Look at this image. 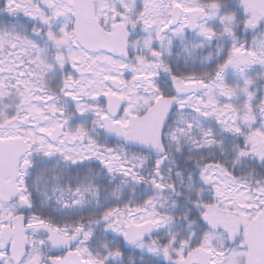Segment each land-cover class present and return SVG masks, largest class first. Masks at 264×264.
I'll return each instance as SVG.
<instances>
[{"label": "snow or ice", "instance_id": "snow-or-ice-1", "mask_svg": "<svg viewBox=\"0 0 264 264\" xmlns=\"http://www.w3.org/2000/svg\"><path fill=\"white\" fill-rule=\"evenodd\" d=\"M0 264H264V0H0Z\"/></svg>", "mask_w": 264, "mask_h": 264}]
</instances>
